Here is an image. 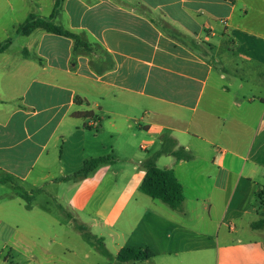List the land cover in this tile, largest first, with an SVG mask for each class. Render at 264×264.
Listing matches in <instances>:
<instances>
[{
	"label": "crops",
	"instance_id": "0c3cea01",
	"mask_svg": "<svg viewBox=\"0 0 264 264\" xmlns=\"http://www.w3.org/2000/svg\"><path fill=\"white\" fill-rule=\"evenodd\" d=\"M54 22L90 50L37 29L0 54V228L48 238L58 264H264V0H63ZM129 132L169 156L179 209L140 191L150 161L58 181ZM124 247L154 256L122 263Z\"/></svg>",
	"mask_w": 264,
	"mask_h": 264
},
{
	"label": "rangeland",
	"instance_id": "374dc122",
	"mask_svg": "<svg viewBox=\"0 0 264 264\" xmlns=\"http://www.w3.org/2000/svg\"><path fill=\"white\" fill-rule=\"evenodd\" d=\"M53 1L54 0H0V43L10 38L16 40L18 37L16 33L18 25L22 24L30 14L44 15L48 17L52 10ZM20 40L16 42L12 49V53L15 52V55H17L18 46L23 42ZM124 137L128 139L129 143H116L114 150L115 154L112 155L116 159V164L109 166V174H115L117 171L120 173L119 176H121V174L125 176L131 175L132 173H135L134 167L136 165L151 161L147 160L149 159V155H145V151L141 150L139 147L140 138L135 139L134 136L132 137V132H129L128 134L125 133ZM133 145L136 146V152L140 153H137L136 155L133 154ZM194 151L197 153L195 160H206L201 152H198L197 150ZM163 160L160 162V167H164V162L168 163L169 156H165ZM62 168L65 170L66 166H62ZM63 173L64 171L61 172L60 168L58 174L63 176ZM7 177L8 176H5L4 178ZM13 182L14 189L21 191V186L18 184L19 182ZM133 185L134 183L131 182L128 186V193L133 192ZM4 193L9 192L8 190H0V195H4ZM35 236L34 239L26 238L19 235L16 229L1 227L0 264H58L56 259L46 257L47 255L45 254L44 249L50 248L49 239L44 236L38 237L36 234ZM64 237L66 238V235H64Z\"/></svg>",
	"mask_w": 264,
	"mask_h": 264
},
{
	"label": "trees",
	"instance_id": "16d2710c",
	"mask_svg": "<svg viewBox=\"0 0 264 264\" xmlns=\"http://www.w3.org/2000/svg\"><path fill=\"white\" fill-rule=\"evenodd\" d=\"M62 1L63 0H55L53 12L49 18L30 15L22 24L19 25V27L17 28V34L27 36L37 29H44L49 33L72 38L76 41L77 49L89 51V44L84 42L79 35H76L62 28L54 22V19L61 7ZM12 42V39H8L0 43V54L4 53L11 46ZM76 102L78 104L80 102V99L77 98ZM73 117L85 120H92L94 118V114L91 111L74 112ZM86 127L90 130H93V127L90 125H87ZM172 153L176 156L178 160L190 159V157L183 158L179 154V151H174ZM114 163L115 160H113L110 156H100L96 158H91L84 163V167L81 170L75 172L71 176H67L58 181L86 179L95 171H97L100 167ZM13 181H15V179L11 176H8L7 178H3L1 180V182H11L14 184ZM140 191L153 199L160 200L166 203L174 210L179 209L185 200L183 185L177 179L174 170L162 169L157 166L154 160L150 161L147 164L146 176L140 186ZM18 194L27 202V206L28 208H30L32 197H30L26 193L19 192ZM76 227L88 241L93 244H96L101 251H104L105 245L103 239L96 238L95 236H93L89 232L87 227L83 225L77 224ZM252 227L254 229L264 228V220H260L258 222L253 223ZM153 256L154 254L149 249L124 247L119 252L117 258L120 262L127 263L130 261L149 260Z\"/></svg>",
	"mask_w": 264,
	"mask_h": 264
}]
</instances>
